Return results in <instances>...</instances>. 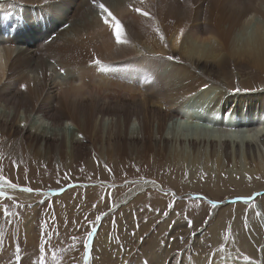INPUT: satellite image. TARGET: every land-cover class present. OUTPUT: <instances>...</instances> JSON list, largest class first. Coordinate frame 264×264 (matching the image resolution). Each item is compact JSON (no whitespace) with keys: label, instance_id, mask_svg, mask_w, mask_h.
<instances>
[{"label":"bare ground","instance_id":"obj_1","mask_svg":"<svg viewBox=\"0 0 264 264\" xmlns=\"http://www.w3.org/2000/svg\"><path fill=\"white\" fill-rule=\"evenodd\" d=\"M99 2L120 21L125 42L117 43L115 22L105 23L92 0H0V151L67 169L89 158L98 172L129 162L159 171L121 193V204L166 191L158 178L176 195L203 187L184 172L206 173L215 190L226 181L235 194L261 190L264 0ZM247 178L254 181L245 187ZM3 183L1 192L15 189ZM262 201L250 207L264 226ZM252 217L250 241L231 228L230 244L213 258L199 251L177 264H264V229ZM221 239L213 233L212 247ZM90 257L86 250L83 263Z\"/></svg>","mask_w":264,"mask_h":264},{"label":"rangeland","instance_id":"obj_2","mask_svg":"<svg viewBox=\"0 0 264 264\" xmlns=\"http://www.w3.org/2000/svg\"><path fill=\"white\" fill-rule=\"evenodd\" d=\"M65 128L70 129L69 125ZM88 159L67 169L65 162L62 165L31 159L16 162L0 151V175L18 185L12 192L0 191V261L40 264V248L44 245L45 264H84L89 261L84 259L87 241L91 243L90 259L94 255L92 264H177L181 256L190 262L199 251L213 258L216 250L230 244L231 231L236 227L243 229L246 241H250L252 236L247 233L246 223L251 213L259 229H264L262 220L250 207L254 200L264 199V185L261 190L245 188L251 190L249 194H235L237 185L232 181H224L227 189L215 190L216 186L205 184L211 181L206 173L184 172V176L204 183L203 187L182 189L176 195L175 190L169 188L172 187L169 182L162 180V183L158 178L157 181L167 187L166 191L153 190L154 197H141L142 193H137L130 202L121 204V193L150 176L156 180L159 171L153 166L135 168L129 162L111 169L102 166L103 172H98L91 170ZM34 163L35 168H30ZM160 175L165 179L164 174ZM223 177V180L228 178L226 174ZM251 179L244 180L243 186H251L254 181ZM256 180L264 182V176H256ZM23 188L33 191L24 192ZM202 190H207L209 196ZM193 191L198 193H191ZM25 194L28 197L22 196ZM249 197L252 199L246 201ZM241 198L244 201L228 202ZM261 204L264 206V201ZM212 207L216 208L213 212ZM97 216H101L99 221ZM93 225L96 231L88 240L87 232ZM213 233L222 237L216 248L210 240ZM73 237L76 238L74 249L70 247Z\"/></svg>","mask_w":264,"mask_h":264},{"label":"snow or ice","instance_id":"obj_3","mask_svg":"<svg viewBox=\"0 0 264 264\" xmlns=\"http://www.w3.org/2000/svg\"><path fill=\"white\" fill-rule=\"evenodd\" d=\"M45 2H47V0H45ZM141 2H142V0H141ZM92 3H93L94 6H96L100 10L101 17H102V19H104L105 23H108V18L109 17H111L112 20L115 22L114 34H115V39H116L117 43L125 42V41H122L121 40V24H120V21L116 20V18L113 16V14L110 11V9L104 3L99 2V0H92ZM133 11L136 12V13H138V14H140V15H142V16H145V17H148L150 15L147 11H144L141 8H133ZM156 31H157V33L160 34L161 41H164L165 40L164 35L162 33H160V30L158 28L156 29ZM183 31L184 30L181 29V34H183ZM169 59H171V57H169ZM92 62L94 64H97V65L101 64V61L98 60V59L93 60ZM60 71L63 72V69H60ZM21 87L26 89L27 86L26 85H22ZM237 91H239V89H237ZM0 180H4V182L7 183V184H9V186L11 188H17L18 187V185L11 183L10 181H8L2 175H0ZM22 191L29 192L30 193V192L33 191V189H31V188H23ZM0 195H2V193H0ZM257 195H259V194H257ZM245 199H251V197L245 198ZM169 207H171V205ZM164 215L167 216V212H165ZM100 219H101V216H97L96 217V220L97 221H99ZM188 223H189V227H191V221H188ZM95 231H96V227L93 225L92 228H91V230L87 232V238H88V240H91V238L93 237ZM75 240H76V238L73 237V244L70 246L73 249L76 246L75 245ZM48 243L50 244V241ZM84 246H85V248L90 253V248H89V244H88L87 241H85V245ZM19 250L20 249L17 248V252H19ZM45 251H46V246L42 245L41 248H40L41 255L39 257L40 264H45V262H44V255H43V253ZM63 251H68V249H64ZM52 256H53V259L55 260L56 259V253L53 252L52 253ZM57 264H59V262H57ZM145 264H146V262H145Z\"/></svg>","mask_w":264,"mask_h":264},{"label":"water","instance_id":"obj_4","mask_svg":"<svg viewBox=\"0 0 264 264\" xmlns=\"http://www.w3.org/2000/svg\"><path fill=\"white\" fill-rule=\"evenodd\" d=\"M251 199H252V198H251ZM251 199H248V200L250 201ZM232 201H239V202H240V201H243V200H242V198H241V199L229 200L228 202L230 203V202H232ZM246 201H247V200H246Z\"/></svg>","mask_w":264,"mask_h":264}]
</instances>
